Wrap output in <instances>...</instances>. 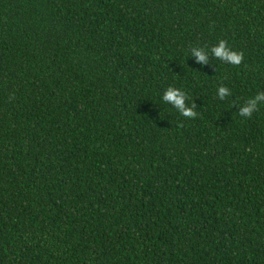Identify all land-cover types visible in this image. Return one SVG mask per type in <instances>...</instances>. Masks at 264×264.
Masks as SVG:
<instances>
[{"label": "trees", "instance_id": "obj_1", "mask_svg": "<svg viewBox=\"0 0 264 264\" xmlns=\"http://www.w3.org/2000/svg\"><path fill=\"white\" fill-rule=\"evenodd\" d=\"M260 92L264 0H0V264H264Z\"/></svg>", "mask_w": 264, "mask_h": 264}, {"label": "clouds", "instance_id": "obj_2", "mask_svg": "<svg viewBox=\"0 0 264 264\" xmlns=\"http://www.w3.org/2000/svg\"><path fill=\"white\" fill-rule=\"evenodd\" d=\"M209 52L211 56L219 61L224 62L235 67L241 66L244 62L243 51L234 50L231 48L226 40H219L215 45L211 46L208 52L202 47H192L191 55L196 59L197 63L202 65L209 64ZM219 99L224 100L231 95V90L227 86H220L217 89ZM163 101L172 105L185 118L194 119L197 116L195 110L196 105L192 103L190 106L186 105L188 100L187 94L179 88L168 87L163 93ZM264 105V92H260L252 98H249L243 105L239 107L238 114L244 118H251L253 113L259 110V107Z\"/></svg>", "mask_w": 264, "mask_h": 264}]
</instances>
